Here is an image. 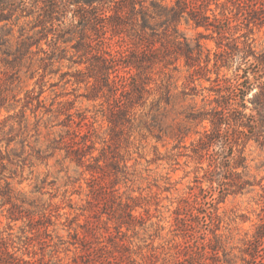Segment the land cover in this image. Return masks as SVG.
<instances>
[{"label": "rangeland", "instance_id": "obj_1", "mask_svg": "<svg viewBox=\"0 0 264 264\" xmlns=\"http://www.w3.org/2000/svg\"><path fill=\"white\" fill-rule=\"evenodd\" d=\"M244 1L250 4L244 3V9L228 2L230 31L248 36L256 50L264 52V0ZM210 6L216 8V3ZM256 6L262 10L253 12ZM179 27L193 41L200 31L209 32L192 21L182 20ZM15 34H20L19 26ZM202 41L211 50L212 66L214 53L222 50L219 36ZM111 42L119 47L117 36ZM42 44L49 49L45 40ZM5 48L0 49V78L20 69L25 86L17 102L9 96L0 107V120L7 119L5 129L12 127L18 134L12 146L21 155L13 180L22 191L15 207L21 217L12 220L11 204L0 198V249L8 241L19 259L9 258L8 264H264V237L259 240L264 226V142L246 140L244 127V141L240 138L234 151L244 149L248 167L222 172L233 184L224 192L217 181L211 183L207 171L209 152L216 151L217 144L200 157L193 148L202 133L192 131L182 142L158 137L148 107L137 106L131 121L114 127L106 96L90 97L86 64L73 63V48L51 65L46 66L44 54L38 52L16 67L13 55L2 52ZM178 64L181 89L188 71L183 61ZM231 65L222 67L220 76L232 79L238 61ZM210 75L215 79L216 69ZM197 83L211 85L205 79ZM27 88L43 90V103L27 97ZM201 99L197 97L199 105ZM21 110L29 118L27 128H20ZM26 135L21 154L19 139ZM85 142L94 147L81 163L69 149ZM38 150L43 155L39 159ZM95 157L102 169L94 179ZM243 181L250 184L238 190L234 184Z\"/></svg>", "mask_w": 264, "mask_h": 264}, {"label": "trees", "instance_id": "obj_2", "mask_svg": "<svg viewBox=\"0 0 264 264\" xmlns=\"http://www.w3.org/2000/svg\"><path fill=\"white\" fill-rule=\"evenodd\" d=\"M212 1L216 8H211ZM228 2L242 9L244 3L250 6L244 0H0V49L6 47L2 52L13 55L16 63L13 67H16L38 52L44 54L42 58L48 66L63 59L62 52L73 48L75 53L71 58L77 55L73 63L86 64L85 79L91 86L90 97L100 93L106 96L108 118L114 127L117 128L122 120L131 121L136 114L133 111L141 106L148 107L147 116L158 125L155 126L158 137L168 136L182 142L192 131L202 133L193 151L201 157L218 145L216 151L209 152L210 169L207 171L211 174V183L217 181L226 192L233 184L228 183L222 172L248 167L244 149H238V153L234 151L240 144L239 139L244 141V127L247 128L246 140L264 142V52L257 51L248 36L245 39L244 35L233 36L227 14L231 8ZM260 4L264 6V2ZM260 10L262 6L252 8L253 12ZM254 17H249L250 21ZM182 20L192 21L209 32L200 31L193 41L180 30ZM32 22L33 26L28 28ZM17 26L18 36L15 34ZM37 27L40 28L35 31ZM49 33L53 34L50 40ZM215 33L222 50L214 53L211 66V50L202 38H214ZM115 36L118 48L112 46L111 39ZM43 40L49 49L44 48ZM235 60L238 61L235 76L232 79L220 76L221 68H230ZM179 61L184 62L188 71L181 89L180 76L176 75L181 71ZM156 66H159L158 71H155ZM213 69H216L215 79L210 75ZM76 71L82 72L79 68ZM19 72L20 69L6 72L7 77L0 78V107L7 103L9 96L16 102L19 100L18 94L25 87ZM203 79L211 85L197 83ZM17 86L20 90H16ZM206 91L210 94H205ZM43 92L35 93L34 88L25 91L27 97L38 103H43ZM199 96H202L201 105L197 100ZM18 115L21 116L20 128H27L29 118L22 110ZM6 122V118L0 120V198L3 204H11L9 217L15 220L21 217L15 207L22 191L13 181L21 155L17 147L12 146L18 134L12 133V127L6 130ZM233 132L237 135H232ZM26 141L27 135L19 139L21 154L25 152ZM92 147L85 142L69 151L83 163L91 153L88 148ZM37 153L38 159L43 157L40 150ZM95 159L98 163L94 179L100 177L98 169H102L100 159ZM110 161L117 163L115 159ZM245 184L250 182L234 185L240 190ZM262 237L264 226L259 240ZM3 245L0 264L11 263L9 258H18L11 252L8 241L4 240Z\"/></svg>", "mask_w": 264, "mask_h": 264}]
</instances>
